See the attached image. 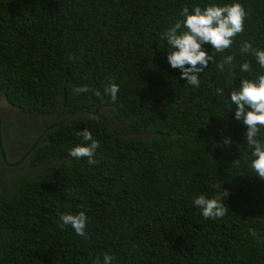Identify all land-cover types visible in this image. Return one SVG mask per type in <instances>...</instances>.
I'll list each match as a JSON object with an SVG mask.
<instances>
[{"label":"trees","instance_id":"1","mask_svg":"<svg viewBox=\"0 0 264 264\" xmlns=\"http://www.w3.org/2000/svg\"><path fill=\"white\" fill-rule=\"evenodd\" d=\"M234 3L244 31L222 53L203 45L213 60L187 84L163 34L185 7ZM245 42L264 50V0H0V92L24 112L73 116L28 152L31 167L0 177V264H264V180L230 100L264 75ZM84 129L94 165L69 155ZM200 195L226 214L205 218ZM81 211L86 236L61 220Z\"/></svg>","mask_w":264,"mask_h":264},{"label":"clouds","instance_id":"2","mask_svg":"<svg viewBox=\"0 0 264 264\" xmlns=\"http://www.w3.org/2000/svg\"><path fill=\"white\" fill-rule=\"evenodd\" d=\"M181 15L185 17L183 22H177L174 27L169 28L163 34L168 45L167 60L172 68L180 69L181 79L186 80L187 84L199 87V74L213 60V56L204 50L203 45L210 44L216 52L221 53L230 48L234 38L244 31L245 17L248 13L241 4L234 3L210 4L203 9L196 6L191 13L185 7ZM182 27L186 30L178 32ZM249 52L255 56L259 66L264 68V50L255 49L251 43L245 42L241 48V54ZM233 59V56H227L217 67L223 69L224 65L231 64ZM241 69L244 72H251L252 70L248 62L243 63ZM74 91L79 94L88 92L89 88L83 86ZM105 91L115 101L119 86L113 83ZM218 91H222V89ZM94 94L100 95L99 91H95ZM230 97L231 102L236 106L235 119L242 120L247 126L246 142L254 148L252 155L255 159L252 160L251 167L256 172L257 177L264 180V143L257 138L260 129L264 128V75H259L255 80L243 79L239 89L232 91ZM10 108L19 110L23 117L28 114L43 115L45 121L51 119V122L59 119V116L66 117V119L71 116L57 110L49 113L24 112L16 106H11L0 92V112H7ZM66 122L49 128L45 132V140L48 138L49 131L60 127L59 125H66ZM78 135L86 143L72 148L69 155L77 160L87 158L88 164L94 165L97 162L95 152L100 146L99 141L95 140L87 129L79 132ZM13 139L19 141L20 137ZM225 144L230 146V140L226 139ZM225 195H227V191L223 196ZM194 204L202 210V215L205 218H221L228 210L223 200L221 202L217 199H209L204 195L197 197ZM61 220L64 225H70L76 234L86 236L85 229L88 217L83 211L78 214H64L61 216ZM112 259L111 256L106 255L103 264H111ZM97 264H99V261H97Z\"/></svg>","mask_w":264,"mask_h":264},{"label":"flooded vegetation","instance_id":"3","mask_svg":"<svg viewBox=\"0 0 264 264\" xmlns=\"http://www.w3.org/2000/svg\"><path fill=\"white\" fill-rule=\"evenodd\" d=\"M66 121V117L60 116L54 122L51 119L45 121L43 115L28 114L23 117L19 110L12 108L0 112V177L11 172L13 166L31 167L28 152L45 140V132L49 128ZM19 137V141L13 139Z\"/></svg>","mask_w":264,"mask_h":264}]
</instances>
